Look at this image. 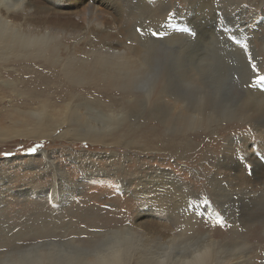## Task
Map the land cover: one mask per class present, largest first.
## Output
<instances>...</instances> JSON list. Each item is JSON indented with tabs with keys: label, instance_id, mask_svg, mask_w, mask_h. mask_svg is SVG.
I'll return each mask as SVG.
<instances>
[{
	"label": "rangeland",
	"instance_id": "obj_1",
	"mask_svg": "<svg viewBox=\"0 0 264 264\" xmlns=\"http://www.w3.org/2000/svg\"><path fill=\"white\" fill-rule=\"evenodd\" d=\"M92 3L102 14L99 26L94 21L86 23L82 20L84 0H27L28 11L12 12L9 17L17 22L25 15L33 26H52L55 30L51 34L58 36L62 32L63 43L77 51L88 45L86 41L74 45L72 35L89 37L87 42L92 40L93 48L122 50L126 45H132L138 55L147 60L149 73L154 65L153 79L158 75L156 81L144 82L148 84L142 86L144 90L157 81L164 82L162 85L171 102L176 96L175 100L179 101L184 97L192 112L194 109L203 110V114L216 119L208 128L167 131L157 114L151 113L152 107L142 104L135 106L132 117L126 118L115 131L117 133L110 142L116 144H109L107 150L100 143H70L63 137L52 145L49 141L34 139L0 143V264H10L11 259L7 260V257H18V253H14L22 246L37 243H41L39 247L32 246L30 253L18 257L19 260H31L37 253L47 252L49 247L53 248L56 257H91L97 250V233L122 227L125 223L133 225L149 242L157 243L156 237L163 238L171 232L163 205H156L158 202L152 198L153 191L143 192L142 197L138 194L132 197L130 191L121 185L123 181L137 182L136 178H145L154 168L176 176L191 190L194 199L202 201L200 207L182 214L188 217L185 221H179L186 225L190 249L213 243L214 253L210 256L213 264L220 256L226 259L225 256L229 255L239 258L241 264H264V179L255 182L251 197L245 198L239 193L223 190L225 183L216 175L218 166L231 160L233 155L241 162H245V158L252 159L262 167L255 173L264 175V155H261L264 153V82H255L257 73L249 63V56L230 39L234 36L243 42L242 38L247 37L251 59L259 73L264 71V0H244L245 7L237 4V0L220 3L203 0H92ZM167 13L172 16L168 18ZM243 21L251 24L249 32L240 30ZM168 23L171 28L166 27ZM222 25L227 26V32L221 31ZM103 36H117L118 40L96 41ZM50 70L54 68L33 56L14 58L0 70V119L3 116V126L9 125V118L22 123L26 119L30 121V117H22L21 112L29 106L28 110L36 109L44 100L57 104L67 102L60 97L64 90L79 92L84 98L80 101L87 99L97 103L105 98L88 85L56 82ZM44 76L50 80L44 82ZM158 84L153 88L151 100L157 97ZM36 88L44 92L35 93ZM142 88L139 92L137 89L128 90L123 95L134 99ZM108 90L111 99L117 100L122 93L116 87ZM221 111H227L225 117ZM41 143L43 147L35 154H25L26 149ZM42 149L53 151L58 172L69 173L72 184L74 180L80 183L85 174L77 169L82 156L75 158L76 161L70 159V154L76 152L94 153L92 163L101 171H108L109 164L115 163L119 174L114 175L117 172L111 173L113 171L91 174L95 173V168L89 166L80 191L70 190L60 197L61 201L52 204L46 194L57 178L39 155ZM5 152L11 155H2ZM240 176L238 170L237 174L227 177L237 181ZM63 187L62 182L60 191L64 190ZM235 188L239 186L235 185ZM113 212L117 220L111 225L102 224L100 219ZM197 212L201 215H196ZM215 218L222 220V224L213 225ZM47 239L66 244L48 247L42 244ZM78 261L73 264H79ZM148 263L151 261L138 262Z\"/></svg>",
	"mask_w": 264,
	"mask_h": 264
},
{
	"label": "bare ground",
	"instance_id": "obj_2",
	"mask_svg": "<svg viewBox=\"0 0 264 264\" xmlns=\"http://www.w3.org/2000/svg\"><path fill=\"white\" fill-rule=\"evenodd\" d=\"M14 1L15 0H0V70L7 67L14 58L24 59L33 56L54 68V70H50V72L56 76L52 75L53 79L56 78V82H63L64 85H66V83L69 85H88V87H93L95 91L98 90L102 97L105 98L103 100H98L97 103L92 100H90L92 102H89L87 99L80 101L84 98L79 92L64 90L60 97L65 98L67 102L57 104V102L48 103L44 100L36 109L28 110L29 106L27 109L23 110L21 112L23 114L22 117H30V121L25 118V122L22 123L20 120L14 121L12 118H9V125L3 126L5 122L2 120V116L0 119V124H2L0 126V143L16 139H34L46 140L51 144L60 139V137H63L62 139L70 143H78L80 141L88 142L91 145L100 143L103 144V148L107 150L109 149V144H116V142H110L117 133L115 131L120 129L121 124L124 123L126 118L132 117L131 112H133L134 107L141 106L142 104L152 107V109H150L151 113L157 114L163 127L167 131L169 129L191 130L208 128L209 123L215 121L216 118L203 114V110L194 109L192 112L184 97H180L179 101L175 100L178 97L176 96L173 98L172 102L167 99L169 94H167L165 86L162 85L164 82L157 81L159 84L161 83V85L156 82L155 85L153 83L151 87L148 86L149 88L144 90L142 86L148 85L144 84V82L156 81L158 75H155L153 79L154 65H152V73H149L146 67L147 60L138 55L136 47L126 45L122 50H112L106 47L93 48L91 46L93 41L87 42V40H90L89 37L72 35V41L75 42L74 45L81 41H86L88 45L86 49H79L81 51H77L78 49L76 50L72 46H67L63 43L62 32H60L58 36L52 35L51 33L55 30L52 26H33L26 20L25 15L22 16L21 21L15 22L11 20L9 17L10 13L28 11L29 9L25 6L27 0H16L20 2L19 4ZM84 1L85 4L81 13L82 20L86 23L94 21L95 24L99 26L102 23L100 20L102 15L101 12L93 7L92 0ZM224 1L225 0H203V2L213 3ZM237 4H240L241 7H245L244 0H237ZM180 13L183 14V12ZM171 16V13H167L168 18ZM240 25V30L243 32H249L251 30V24L246 21L241 22ZM166 27L171 28V24L168 23ZM110 40H118V37L103 36L96 39V41H102L103 43ZM260 74L264 75V71ZM0 75H2L1 72ZM142 77H146V79H142ZM49 80L48 77L45 78L44 76V82ZM157 84L160 86V88L157 89V97L151 100L153 88ZM111 87H116L121 90L119 92H122L117 100L110 98V94L108 93L110 90L108 89ZM166 87H168V85ZM141 88L142 91L139 93L140 96L136 94L134 99H128L123 95V93H126L128 90L136 91L137 89L138 91ZM34 92L44 91L36 88ZM82 109H84V111L80 112ZM194 112H197V114H194ZM209 112L214 114L213 111ZM34 113H41L40 118L36 119L33 115ZM225 113H227V111H221L223 117H225ZM221 115L219 116L222 117ZM214 116L217 117L216 115ZM60 130L61 132H59ZM52 153L53 151L48 149L39 151V155L43 156L42 158L45 166L50 168L55 178H57L52 182V187L50 186L51 188L47 190L46 194L52 204L61 201L60 197L63 194H68L70 190L80 191L82 180H84L85 175L88 174L87 170L89 166L95 168V173L91 174H107L111 171H113L111 173L117 172V174L114 175L119 174L117 168L114 166L115 163L109 164L108 171H101L95 167L96 164L94 165L92 163L91 157L92 155L95 156L94 153L91 154L92 152L89 153V151L76 152L70 154V159L76 161L75 158H78L79 155L82 156V161L77 163V169L85 174L83 175L84 177L80 178L82 179L80 183H76V180L73 179L74 181L72 184L69 173L66 171L58 172V163L54 161ZM66 154L68 156V153ZM259 168L261 169L262 167H259L252 159L245 158V162H241L233 155L231 160L218 166L216 175L220 176V180L225 183L223 190L236 192L245 198H250L252 186L259 179H264V175L257 174ZM238 170L241 176L237 177V181L228 179L227 176L229 174H237ZM255 171L257 172L255 173ZM136 179H138L137 182H130L129 180L121 182L122 188L129 190L132 197H136L137 194L142 197L143 192L148 193L153 191L152 198L154 200L156 199L155 201L158 202L156 205L162 204L169 218L171 232L166 237H156L157 243L149 242V239L137 233L134 227H132L133 225L125 223L122 227H113L109 230L97 233L99 242L97 241L98 246H95L97 247L96 253L94 252L95 254L91 257L83 256L82 258H78L75 256L71 258L61 255L56 257L52 252L53 248L51 249L48 245L55 247L66 243L47 239L42 243L49 247L46 248L47 252L37 253L31 260L23 261L22 259L19 260L18 257L24 256L25 253H30L29 251L33 249L31 248L32 246L39 247L41 243L22 246L19 251L17 250L14 253H18V257H7L6 259H11L9 261L10 264H36V262L41 259L46 261V264H73L75 261H78V259L82 261V264H89L93 259H96L98 264H120L121 261H126L127 264H138V262L146 260H150L151 264H170L171 262L177 264H193L195 260L203 258L205 264H213L210 260V256L214 253L212 247L215 246L213 243H209V246L202 245L190 249L186 238V225L183 222L179 223L181 219L185 221V219L188 218L183 217V213H188L191 209L200 207L202 201L194 199L191 195V190L186 184L168 171L154 168L145 178L141 179L138 177ZM62 182L65 187H63V191H60ZM131 185H133V187H131ZM235 185H238L239 188L236 189ZM159 188H161V190ZM176 211L178 212L177 214ZM115 214L113 212V214L101 218L102 224H113L117 220ZM105 237L108 239L101 241ZM177 241H179V244H176ZM178 247L180 248L175 250ZM156 249L159 250L157 251ZM217 251H219V249H217ZM225 257L226 259H222L220 256V259L214 264H241L237 257L230 255ZM0 259L2 261V258ZM62 260L66 261L63 262Z\"/></svg>",
	"mask_w": 264,
	"mask_h": 264
},
{
	"label": "snow or ice",
	"instance_id": "obj_3",
	"mask_svg": "<svg viewBox=\"0 0 264 264\" xmlns=\"http://www.w3.org/2000/svg\"><path fill=\"white\" fill-rule=\"evenodd\" d=\"M138 31H140V29H138ZM221 31L222 32H227L228 31L227 26L226 25H222ZM153 35H155V33H153ZM230 39H232L234 43H237L240 47H242L245 50L246 55L249 56V63L253 66L254 71H256V73H257V79H256L255 82L256 83L264 82V75H261L259 73L258 68H256L255 62L251 59V53L249 51V45L247 43L248 38L247 37H243L242 38L243 42H241V40L237 39L234 36L230 37ZM33 115H34V117L36 119H39L40 116H41V113H34ZM86 146L87 145H85V147ZM42 147H43L42 143L33 145L32 147H30V148L25 150V154H29V155L35 154ZM2 155H11V153L5 152V153H2ZM261 155H264V153H261ZM50 200H51V198H50ZM204 205L207 206V201L204 202ZM196 215H201V213L197 212ZM212 223H213V225L222 224V220H220L219 218H215Z\"/></svg>",
	"mask_w": 264,
	"mask_h": 264
},
{
	"label": "clouds",
	"instance_id": "obj_4",
	"mask_svg": "<svg viewBox=\"0 0 264 264\" xmlns=\"http://www.w3.org/2000/svg\"><path fill=\"white\" fill-rule=\"evenodd\" d=\"M36 264H46V261H44L43 259L39 260L36 262ZM89 264H98V261L96 259H93L89 262ZM120 264H127L126 261H121ZM193 264H205V261L203 258L201 259H197L193 262Z\"/></svg>",
	"mask_w": 264,
	"mask_h": 264
}]
</instances>
